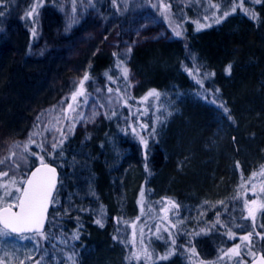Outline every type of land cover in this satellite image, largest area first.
<instances>
[{"label":"trees","instance_id":"16d2710c","mask_svg":"<svg viewBox=\"0 0 264 264\" xmlns=\"http://www.w3.org/2000/svg\"><path fill=\"white\" fill-rule=\"evenodd\" d=\"M105 5L116 9L117 0H106ZM235 17L227 25L186 42L205 63L203 76L211 82L187 80L185 71L179 79L175 70L161 68L165 62L173 65L174 59L183 57L181 53H145L140 59L139 51L136 53L135 64L153 90L175 84L187 87L183 88L186 96L177 103L178 112L169 118L158 111L154 114L148 100L130 96L124 59L111 56L93 60L87 81L100 85L104 94H119L123 102L106 117L102 133L88 144L98 199L78 213L80 222L66 227L67 231L80 228L82 242L72 246L73 254L60 247L58 264H151L156 257L157 264H233L251 245L257 249L254 254L264 255V239L257 235L264 234V34L245 15ZM5 52L0 53V74L7 70L4 85L8 86L1 92L10 99L15 95L14 87L11 89L14 75L21 87L24 83L21 74L11 70L10 50ZM184 65L191 66L187 59ZM87 87L84 84V89ZM19 92L18 103L32 89L23 87ZM70 100L72 96L65 100L66 105ZM114 143L122 149L125 161L118 170L127 168L125 192L131 198L134 185L140 193L137 210H129L120 222L122 226L133 223L145 238V252L135 262L132 237L129 231L125 237L118 232L120 218L112 212V195L117 194L111 182L120 178L113 172L117 157L110 159ZM52 157L47 161L55 164L56 157ZM207 196L223 198L229 205L211 216L198 232L183 235L165 224L163 216L183 202ZM158 208L159 212H153ZM250 209L254 217L249 216ZM158 227L163 229L156 236ZM248 262L245 259V264Z\"/></svg>","mask_w":264,"mask_h":264},{"label":"rangeland","instance_id":"374dc122","mask_svg":"<svg viewBox=\"0 0 264 264\" xmlns=\"http://www.w3.org/2000/svg\"><path fill=\"white\" fill-rule=\"evenodd\" d=\"M161 2L117 0L115 9L105 5L106 0H0V12L3 13L0 15V53L10 50L11 70L21 74L23 87L32 89L30 95L22 96L18 103V94L23 87L15 74L11 87H14L15 95L8 99L1 92L8 86L4 85L7 70L1 72L0 120L4 122H0V173L6 171L8 175L0 174V209L19 197L21 191L17 192V187L22 188L31 168L42 163L41 158L44 163L55 156L54 165L57 164L60 172L45 231L37 235L13 236L0 228V264H58L60 247L73 254L72 246L81 245L80 228L67 231L66 227L72 222H80L78 213L98 199L88 144L102 133L106 117H110V112L123 102L119 94H104L100 85L87 80L81 88V81L94 59L111 56L124 59L123 73L130 96L148 100L149 107L155 109L154 114L158 111L169 118L178 112L177 103L186 96L183 88L187 87L175 84L153 90L148 85L150 82L143 79L144 72L142 75L135 64L138 51L139 59L145 53L158 56L181 53L183 57L174 59L173 65L165 62L161 68L175 70L179 79L185 71L187 80L211 82L203 76L205 63L191 47H187V41L191 43L197 34L227 25L238 14L255 21L264 34V0L259 3L256 0ZM225 12L228 13L226 16ZM198 25L202 27L198 29ZM189 32L192 33L189 35ZM186 59L191 65L188 68L182 66ZM84 84L88 86L86 89ZM74 92H82V95H77L75 101L70 100L72 108L69 109L65 100H69ZM14 110L16 112L12 114ZM54 143L55 148L52 147ZM56 148L59 149L57 154L54 153ZM111 150L110 159L117 157L113 172L120 175L111 182L113 193L117 194L112 195V212L114 217L120 218L116 223L118 232L125 237L129 231V237H132L135 245L132 260L135 262L145 252V238L133 223L125 222L122 226L120 222L126 219L124 216L129 210H137L140 193L134 185L136 189L131 198L125 192L127 168L118 170L125 163L124 155L121 156L122 149L117 143L111 145ZM221 199L183 202L173 213L163 216L165 224L188 235L201 229L211 216L229 205ZM261 202L264 205V192ZM232 204L234 206L235 202ZM157 211L159 208L153 210ZM162 229L158 227L156 236ZM68 239L69 244L66 243ZM255 249L254 245L244 249L241 259L233 264L251 260ZM47 257L49 260L46 261ZM158 262L156 257L151 264Z\"/></svg>","mask_w":264,"mask_h":264},{"label":"snow or ice","instance_id":"6c2138e0","mask_svg":"<svg viewBox=\"0 0 264 264\" xmlns=\"http://www.w3.org/2000/svg\"><path fill=\"white\" fill-rule=\"evenodd\" d=\"M113 2H115V0H113ZM256 2L259 3L260 0H256ZM2 14L3 13L0 12V15ZM227 14V12L224 13L225 16ZM69 27H71V24H69ZM199 27H202V25H198V29ZM176 34L179 35L180 33L177 32ZM124 71L126 75L127 70L125 69ZM86 80H88L87 75H85L81 81V88H83V82ZM109 91H112V89H109ZM77 95H82V92H74L72 94L73 101L76 100ZM68 108L71 109L72 105L69 104ZM225 111H227V109H225ZM61 134L63 135V133ZM141 142L147 147V143L143 138L141 139ZM52 147L55 148L56 144L54 143ZM41 162L43 164V158H41ZM0 163H2V161H0ZM43 168L46 169V174L41 175L40 168H37L32 172L30 177L26 179L27 186L23 188V195L9 201V206L4 208L2 213H0V224H2L5 229H11L13 232L39 230L48 206L52 189L55 187L56 172L54 167L50 168L46 164L43 165ZM47 173H50L51 175H48ZM0 174L4 176L8 175L6 171ZM16 191L20 192L21 188L17 187ZM251 203L255 204L256 200H252ZM13 207L17 208L18 211H12ZM261 207H264V205H261ZM249 216L254 217V210H249ZM97 223H99V221H97ZM250 235L251 233H249L248 236H245L244 239H248ZM257 235L264 239V234L257 233ZM37 264H39V262H37Z\"/></svg>","mask_w":264,"mask_h":264},{"label":"water","instance_id":"95a60500","mask_svg":"<svg viewBox=\"0 0 264 264\" xmlns=\"http://www.w3.org/2000/svg\"><path fill=\"white\" fill-rule=\"evenodd\" d=\"M44 164L48 165L50 168L54 167L56 169V172H55V187L52 189L51 196H50L49 202H48V206H47V209H46V211L44 213L43 221H42V223H41V225L39 227V230L38 231L37 230H24V231L13 232V231H11V229H5L3 227V225L0 224V227L3 230L9 232L10 234H13V235H16V236L33 235V234H37V233H42L45 230V228H46L49 212H50V209H51V202H52V199L54 197L55 191H56V189L58 187V184H59V172H58V169L54 165H51L49 163L38 164L34 168L31 169V171L27 175V178L30 177L31 173L34 172L37 168L41 169V173H40L41 175L46 174V169L43 168ZM47 174L51 175L50 173H47ZM26 186L27 185H26V180H25V183H24V185L22 187V190H21V193H20L19 197H21L23 195V188L26 187ZM7 207L8 206L2 207L0 209V213H2V210L4 208H7ZM12 211H18V209L17 208H12ZM262 258H264L262 253H258L248 264H264V259H262Z\"/></svg>","mask_w":264,"mask_h":264},{"label":"bare ground","instance_id":"6f19581e","mask_svg":"<svg viewBox=\"0 0 264 264\" xmlns=\"http://www.w3.org/2000/svg\"><path fill=\"white\" fill-rule=\"evenodd\" d=\"M204 199L207 200V199H212V198H211L210 196H207V197L199 198V199L196 200V201H200V200H204ZM196 201H195V202H196ZM205 226H206V225H204V224L201 225V227H205ZM199 230H200V229H198V230H194V231L191 232V233H194V232H196V231L198 232ZM191 233H189V234H191ZM189 234H188V235H189Z\"/></svg>","mask_w":264,"mask_h":264}]
</instances>
